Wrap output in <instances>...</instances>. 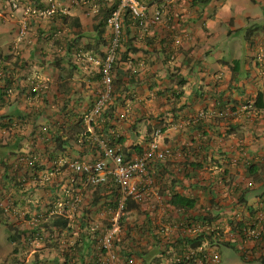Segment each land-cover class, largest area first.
<instances>
[{"label":"crops","instance_id":"0c3cea01","mask_svg":"<svg viewBox=\"0 0 264 264\" xmlns=\"http://www.w3.org/2000/svg\"><path fill=\"white\" fill-rule=\"evenodd\" d=\"M137 1L161 19L146 30L123 25L107 128L105 117L89 118L111 41L107 25L106 43L95 46L99 0H59L55 15L67 22L52 38L51 16L24 11L45 10L48 0H18V10L0 0V225L21 235L0 246V264L172 262V251L197 244L190 222L206 216L226 230L236 214L253 217L264 194V0ZM79 35L82 43H72ZM238 35L243 51L228 59L222 39ZM157 130L172 154L137 181L139 201L123 204L111 175L93 186L69 167L103 157L102 138H120L116 149L136 158L135 146L146 149ZM115 226L106 248L102 238Z\"/></svg>","mask_w":264,"mask_h":264},{"label":"built area","instance_id":"2783aa9c","mask_svg":"<svg viewBox=\"0 0 264 264\" xmlns=\"http://www.w3.org/2000/svg\"><path fill=\"white\" fill-rule=\"evenodd\" d=\"M13 9L20 8L18 0H6ZM112 1V0H110ZM129 9L133 19V24L140 28L148 29L156 25L161 19V12L155 11L149 16L146 7L137 0H120L118 8L113 10L107 19L108 26L112 29V38L107 48V54L101 61L100 68L104 91L95 104L89 118H93L110 100L113 89V70L116 62V54L121 43L123 32L122 12ZM59 10V0H48V8L39 10L36 7L25 9L26 14L39 13L40 15L51 16ZM27 33V28L22 26L18 31V38L21 40ZM161 130H157L152 140L142 154L136 158L126 160L125 157L113 146L109 145L105 139L99 140L103 150V157L92 162L74 160L69 163V167L74 173L86 176L89 184L98 185L106 180L108 175L113 177L115 184L122 193V203L128 198L141 199L143 192L138 185V180L149 177V168L154 160H165L171 156L169 148H161L156 137L160 135ZM37 156L27 159L30 165L36 163ZM248 186L253 183L247 182ZM79 199H76L77 202ZM241 204V203H240ZM239 204V205H240ZM3 207V201L0 197V208ZM123 207V205H122ZM255 210L250 220L242 219L235 215L232 222H228L224 230L219 225H213L210 221L190 222L186 229L194 237L201 234H213V241L209 238L204 239L201 244L193 249L183 250L181 252L172 251V262L161 261L159 264H221L222 257L220 245L217 242L232 241L235 239L240 246L241 256L245 259H253L264 264V196H257L255 201ZM118 228L115 226L108 230L102 238L103 245L110 248L112 240ZM207 236V235H206ZM133 263V259L130 260Z\"/></svg>","mask_w":264,"mask_h":264},{"label":"trees","instance_id":"16d2710c","mask_svg":"<svg viewBox=\"0 0 264 264\" xmlns=\"http://www.w3.org/2000/svg\"><path fill=\"white\" fill-rule=\"evenodd\" d=\"M119 4H120V0H112V1H110V0H99V5L100 6L98 8V13L94 17L95 23H94V26H93L94 27V31L96 33L95 46H99V45H102V44L104 45L106 43V41L103 39V37H104V35L106 33V27L108 25L107 24V19L112 14L113 10H115L116 8H118ZM54 15H51V18L50 19H52V21L55 22L56 24H55L54 27H51L50 31H48L47 33L45 32L46 33V38L55 37V34H58V32H59V28H58V27H60L59 24H63L65 22H67V15H65V14H61V15L57 14L55 16ZM52 16H54V17L52 18ZM122 23H123V25H124V23L125 24H128V25L131 24V23H133V19H132V16L130 14V10L127 9V8L124 9L123 12H122ZM78 26L81 27V24L79 23ZM40 33H43V32H40ZM82 37H83V35L82 36L79 35L77 38H75V41H73L72 43H75L76 45L81 44L82 43L81 42ZM69 43H70V41H67L65 45H62L64 47V49H66V46H67V44L69 45ZM121 43H120V45H121ZM129 49H131V48H129ZM101 54H102L101 56H102V61H103V59L105 58V56L107 54V51H105V53L104 52H101ZM115 66L116 65H114V68H115ZM4 70H5V68L3 67V64H2V61H1V58H0V74L3 75L4 74ZM98 73L100 74L101 79H102V71H101V68H100V70H99ZM114 78H115V76H114V70H113V89H112L111 97H113V94H114V91H115V84L116 83L114 81L115 80ZM102 81H103V79H102ZM100 96H99V98H100ZM99 98H97L95 104L97 103V101L99 100ZM112 110H113L112 106H109V103L107 102L103 106V108L101 109V111L99 112V114L96 115V117H98V118H104V117L106 118L107 121L104 123V126L107 127V128L112 127L110 125V122H108V119L110 120V119L113 118ZM105 140L108 141L109 145H111V146H113L115 148H116V144L121 143V139L120 138L118 139L117 137H113V138L111 137L110 140L108 138H105ZM135 148H136V153H139V154H142L144 152V150H145V149L143 150L140 146H135ZM119 152L125 157L126 160L132 159L131 157L128 158V156L126 155L125 152L124 153L121 152V151H119ZM32 156H34V155H32ZM32 156L27 157L28 161H29L30 158H32ZM165 160H154V162L152 163V165L149 168V174L151 172V168L154 166L155 163H157V162H163ZM39 162H40V158L37 156V160H36V163L35 164L30 165L29 162H28V164L30 166H32V167H35ZM90 185H92V184H90ZM93 186H97V185H93ZM114 186L115 187H113L112 190L116 193L117 191H116L115 188H118V186L115 184V182H114ZM131 199L133 200V201L131 200L132 203L133 202H136V201H139V199H136V198H133V197ZM78 205H80V203ZM1 214H2V208H0V215ZM200 220L202 222H206V221H209V220H212V219L210 217H206L205 216V217H201ZM30 234H33L32 237L29 238L28 235H27V239H33L34 237H36L37 234H40V227L38 226L35 229H33ZM115 238H116V234L113 237L112 245L111 246H113ZM207 238H209V239H211L213 241V238H214L213 237V234L211 235V233L210 234L205 233V234L199 235V237H196L197 244L195 246L201 244L202 240L207 239ZM20 239H21V235H19L17 233H12V234H10L8 236V240L11 243L12 242L13 243L14 242L18 243L20 241ZM217 243H219L220 246H229V247H232V248H235L236 249V244H234L232 241H226V242H223V241L220 242L219 241ZM13 252L14 253H18L19 252V249H18L17 246L13 249ZM123 255H124V258H126V259L130 256L129 253L126 254L125 252L123 253ZM127 260H128L127 261L128 264H132V263H130V260L131 259H127Z\"/></svg>","mask_w":264,"mask_h":264},{"label":"rangeland","instance_id":"374dc122","mask_svg":"<svg viewBox=\"0 0 264 264\" xmlns=\"http://www.w3.org/2000/svg\"><path fill=\"white\" fill-rule=\"evenodd\" d=\"M110 35L112 38L111 29H110ZM222 41H223L222 47L228 59L232 58L233 56L237 58L238 53L240 51H243L244 42L239 35L233 38H230V39H228L227 37H224ZM243 186L245 189L254 188V185L248 186L247 181L243 184ZM263 195L264 194H260L259 196H263ZM3 228H4L3 225H0V246L1 247L6 246L10 243L8 240V234L6 233V231L3 230ZM6 248L7 247H5V250ZM220 251H221V257H222L221 264H260V262L257 260L243 259L235 248H232L229 246H221Z\"/></svg>","mask_w":264,"mask_h":264}]
</instances>
